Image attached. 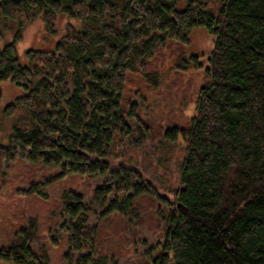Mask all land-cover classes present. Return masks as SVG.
<instances>
[{
  "label": "trees",
  "instance_id": "1",
  "mask_svg": "<svg viewBox=\"0 0 264 264\" xmlns=\"http://www.w3.org/2000/svg\"><path fill=\"white\" fill-rule=\"evenodd\" d=\"M64 16L79 28L67 25L43 48ZM37 18L44 31L22 63L17 44ZM11 23L13 39L0 47V99L13 91L1 109L10 133L0 166L19 157L100 181L90 203L73 190L61 194V264H115L99 250L91 204L99 218L127 217L144 195L167 209L163 238L146 250V264H264V0H0V24ZM195 28L212 37V48L188 126L163 132L184 152L179 185L161 190L110 159L149 128L138 104L124 100L131 75L156 86L162 50L182 52ZM189 60L203 67L197 55ZM32 229H19V242L0 248L1 262L48 264L31 246Z\"/></svg>",
  "mask_w": 264,
  "mask_h": 264
},
{
  "label": "rangeland",
  "instance_id": "2",
  "mask_svg": "<svg viewBox=\"0 0 264 264\" xmlns=\"http://www.w3.org/2000/svg\"><path fill=\"white\" fill-rule=\"evenodd\" d=\"M67 25L79 28L80 21L59 17L55 22L56 33L46 38L43 48H52ZM0 29L3 31L1 47L13 39L16 25L0 24ZM43 31L41 18L24 27L22 39L17 44L22 63L26 62L25 50L38 43ZM212 43V37L203 28H195L190 31L189 42L182 52L172 56L168 47L162 50L158 57L156 86L131 75L124 100L138 104L140 119L149 128L143 129L142 134L136 132L134 140L138 141L130 147H119L120 153L110 159L112 165L124 164L138 169L161 190L179 185V165L184 151L182 145L166 140L163 132L167 127L188 126ZM191 55L198 56L202 68L193 67L189 60ZM7 84L4 82L2 86ZM6 92L0 99V145L9 143L10 121L3 118L1 109L13 99L12 88H6ZM99 183L98 178L74 173L61 175L60 168L31 163L19 157L11 163H3L0 166V248L10 241L19 242L18 236L14 238L15 233L31 225L33 250L40 256L46 255L48 264H61L66 241V235L58 228L61 194L73 190L90 203L93 189ZM33 186L36 189L31 190ZM91 205L88 217L98 227L99 250L115 264H146V250L163 238L165 206L155 196L144 195L135 200L127 217L113 213L99 218L101 211ZM51 235L58 238L56 243L50 240ZM0 264L9 263L0 261Z\"/></svg>",
  "mask_w": 264,
  "mask_h": 264
}]
</instances>
